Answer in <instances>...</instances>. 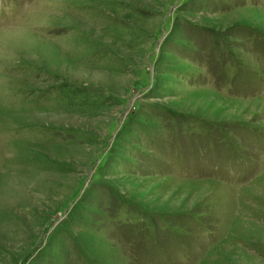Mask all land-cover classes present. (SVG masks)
I'll list each match as a JSON object with an SVG mask.
<instances>
[{
  "label": "rangeland",
  "instance_id": "obj_1",
  "mask_svg": "<svg viewBox=\"0 0 264 264\" xmlns=\"http://www.w3.org/2000/svg\"><path fill=\"white\" fill-rule=\"evenodd\" d=\"M0 264H264V0H0Z\"/></svg>",
  "mask_w": 264,
  "mask_h": 264
}]
</instances>
